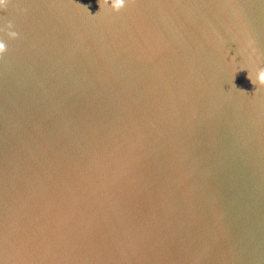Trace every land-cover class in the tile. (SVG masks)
<instances>
[{"label":"water","instance_id":"1","mask_svg":"<svg viewBox=\"0 0 264 264\" xmlns=\"http://www.w3.org/2000/svg\"><path fill=\"white\" fill-rule=\"evenodd\" d=\"M8 22L0 264H264V0H11Z\"/></svg>","mask_w":264,"mask_h":264},{"label":"clouds","instance_id":"2","mask_svg":"<svg viewBox=\"0 0 264 264\" xmlns=\"http://www.w3.org/2000/svg\"><path fill=\"white\" fill-rule=\"evenodd\" d=\"M126 2L134 3V0H98L100 10L104 6H110L111 9H112V11H114V12H119L120 10H122L125 7ZM10 3H11V0H0V11H6L7 8H8V5ZM84 7L88 11L87 6H84ZM22 11H24V10L22 9ZM95 15H93V16H95ZM12 28H13L12 23L11 22H8L5 26H0V33L6 34L9 39H13V40L14 39H18L19 38V33L16 32V31L11 30ZM7 51H8L7 44L5 43V41L2 38H0V57H3L4 54ZM233 59H235V57H233ZM242 70H244V69H241L240 71H242ZM234 79H235V77H234ZM247 79L253 85H256V86L258 85L260 87H264V67H260L256 71L254 78H253L252 74L248 72ZM233 85L235 86L234 83H233ZM240 90L241 91H244L242 89H240ZM244 92H246V91H244Z\"/></svg>","mask_w":264,"mask_h":264}]
</instances>
